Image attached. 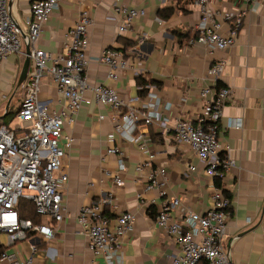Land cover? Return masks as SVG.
I'll return each mask as SVG.
<instances>
[{"label": "crops", "instance_id": "1", "mask_svg": "<svg viewBox=\"0 0 264 264\" xmlns=\"http://www.w3.org/2000/svg\"><path fill=\"white\" fill-rule=\"evenodd\" d=\"M31 1L8 0L10 13L21 29L22 45L21 52L8 54L0 64V100L16 87L25 65L24 37L28 33ZM121 5L144 9L145 15L119 34L114 8ZM233 6L227 0L209 2L211 10ZM248 7L251 8L243 17L233 46L210 52L199 43L189 42L196 35L195 25L200 17L194 0H59L41 27L37 46L52 55L60 53L67 31L75 24L79 12L86 10L92 18L87 49L91 62L86 69L89 82L109 84L129 101L139 95L137 77H140L146 82L147 95L139 96L152 103L158 101L154 110L160 119L149 127L139 121L137 130L144 133L142 143L154 153V159L136 173V165L144 162L146 155L136 145L116 137L125 152L126 170L122 174L124 185L113 186L112 178L105 174L116 169L115 156L106 155L112 144L108 139L113 128L112 113L87 93L74 122L65 123L63 128L73 139L63 159L68 174L63 220L47 221L54 232L49 240L32 234L28 241L8 247L6 236L1 234L0 251L8 247L24 257L33 243L38 248L33 264H106L102 257L93 256L76 215L81 206L111 194L113 203L103 209L110 224L121 212L135 215L134 228L124 237L119 264H174L180 247L155 226L161 201L180 198V207L171 211L176 219L186 210L203 212L210 206L216 182L204 174L203 165L189 147L174 141L172 127L179 117L195 118L204 86L224 85L230 96L218 121L219 143L235 161L223 184L224 194L231 200L225 249L230 264H264V0H249ZM216 21L220 22L219 33L226 34L230 25L219 18ZM107 49L122 51L128 62L114 81L106 78L107 68L95 61ZM217 59H223L225 67L215 83L208 77L207 69ZM31 69L29 61L25 79ZM39 95L50 100L54 109H60L61 99L50 78L43 77ZM166 103H171L169 109L165 108ZM99 115L104 118L100 120ZM191 165L195 170L189 169ZM159 167L166 172L164 176L157 175L158 180L165 181L163 197L156 189L143 190L150 172ZM139 193L144 205L139 203Z\"/></svg>", "mask_w": 264, "mask_h": 264}, {"label": "built area", "instance_id": "2", "mask_svg": "<svg viewBox=\"0 0 264 264\" xmlns=\"http://www.w3.org/2000/svg\"><path fill=\"white\" fill-rule=\"evenodd\" d=\"M227 1L234 6L211 10L210 0H194L200 17L195 25L196 35L189 42L199 43L210 52L233 46L243 17L251 7H248L249 0ZM58 3L59 0H32L29 4L28 33L24 42L29 49L25 55L32 63V69L23 84L25 94L14 116L18 123L12 129L0 125V235L6 236L5 244L8 247L28 241L32 234L49 240L53 238L54 232L47 221L63 220L66 213L63 195L68 185L63 159L73 140L63 132V128L65 123L74 122L87 93L112 113L110 120L113 128L108 135L112 144L106 149V155L115 156L116 169L113 173L107 171L105 174L112 178L113 186L124 185L122 174L126 170L125 152L118 145L116 137L136 145L146 155V160L136 165V173H140L154 159V153L142 143L144 133L137 130L139 121L149 127L156 119H160L154 110L158 101L152 103L139 95L127 101L109 84L89 82L86 69L91 62L87 49L88 28L92 18L86 10L79 12L75 24L67 31L60 53L52 55L37 46L41 27ZM114 13L119 21L117 32L121 34L135 19L143 17L145 10L121 5L114 8ZM216 18L230 25L226 34L219 33L220 22ZM21 45V29L10 13L8 0H0V64L8 54L21 52ZM95 61L107 68L106 78L111 81L116 80L119 71L128 66L124 53L117 49L101 52ZM224 67L223 59L214 60L207 69L210 80L218 82ZM43 77L50 78L57 90L61 99L58 110L52 107L50 100L40 98ZM200 95L202 104L195 118H177L172 134L177 144L190 148L203 165L204 174L215 180L210 206L203 212L186 210L176 219L171 211L180 207V198H165L160 203L154 221L155 226L180 247V255L173 259L174 264H198L201 261L207 264H230L225 249V230L231 200L224 194L223 184L235 161L219 143L218 125L230 90L224 85L216 88L204 86ZM170 106L171 103H166L165 108L169 109ZM98 118L102 120L104 116L99 115ZM164 129L168 131L167 127ZM195 168L189 166L190 170ZM165 174L163 167L150 172L144 192L156 189L163 197L166 194L165 181L158 180L157 175ZM137 197L139 203L144 205L143 195L139 193ZM21 199L32 203L41 219L40 223L20 216L18 206ZM112 203L110 194L99 201L83 205L77 211L76 221L87 238L93 256L102 257L106 264H119L124 237L133 230L135 215L130 211L121 212L114 224H110L103 209ZM8 247L0 251L1 263L33 264L38 251L37 246L30 243L29 252L19 257Z\"/></svg>", "mask_w": 264, "mask_h": 264}, {"label": "rangeland", "instance_id": "3", "mask_svg": "<svg viewBox=\"0 0 264 264\" xmlns=\"http://www.w3.org/2000/svg\"><path fill=\"white\" fill-rule=\"evenodd\" d=\"M27 81V79H25L23 81V83L19 86V87H15V85L12 87V89L10 90L8 96L3 99L0 100V115L4 112L5 107L7 105L8 99L11 96L9 103H8V107L11 110V114L14 115L15 109L19 108V106L21 105V102L23 100L24 94H25V87L23 86V84H25ZM8 109V108H7ZM18 123V120L16 118L13 117V119L8 120V119H0V124L2 125H6L9 128H13L16 124ZM24 202H27V199H21Z\"/></svg>", "mask_w": 264, "mask_h": 264}, {"label": "trees", "instance_id": "4", "mask_svg": "<svg viewBox=\"0 0 264 264\" xmlns=\"http://www.w3.org/2000/svg\"><path fill=\"white\" fill-rule=\"evenodd\" d=\"M137 84L141 87L140 90L138 91L139 95L140 96H143L145 95V93L147 92V89L144 88V85H146V82L144 80H142L140 77H137ZM18 110L15 109V112H14V115L11 114V110L7 109V111L0 117V119H8V120H11L13 119V117L15 116L16 114V111ZM2 125V124H0ZM18 211H19V214L21 217L23 218H28L30 219L33 223H40L41 222V219L39 217V215H37L34 211V207L32 205V203L30 201L27 200V202H24L22 200H20L19 202V206H18Z\"/></svg>", "mask_w": 264, "mask_h": 264}, {"label": "water", "instance_id": "5", "mask_svg": "<svg viewBox=\"0 0 264 264\" xmlns=\"http://www.w3.org/2000/svg\"><path fill=\"white\" fill-rule=\"evenodd\" d=\"M28 51H29V49L26 46V53H28ZM28 65H29V58L26 56V58H25V65H24L23 69L20 72V75H19L18 80H17V83H16V87H19L22 84V82L24 81L25 76H26V73H27ZM7 108H8V104H7L6 109Z\"/></svg>", "mask_w": 264, "mask_h": 264}]
</instances>
